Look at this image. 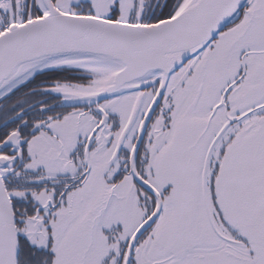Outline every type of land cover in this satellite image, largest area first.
I'll use <instances>...</instances> for the list:
<instances>
[{"label": "snow or ice", "instance_id": "1", "mask_svg": "<svg viewBox=\"0 0 264 264\" xmlns=\"http://www.w3.org/2000/svg\"><path fill=\"white\" fill-rule=\"evenodd\" d=\"M0 264H264V0H0Z\"/></svg>", "mask_w": 264, "mask_h": 264}]
</instances>
